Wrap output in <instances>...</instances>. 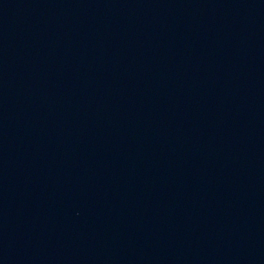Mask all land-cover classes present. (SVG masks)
<instances>
[{"label": "water", "instance_id": "water-1", "mask_svg": "<svg viewBox=\"0 0 264 264\" xmlns=\"http://www.w3.org/2000/svg\"><path fill=\"white\" fill-rule=\"evenodd\" d=\"M0 264H264V0H0Z\"/></svg>", "mask_w": 264, "mask_h": 264}]
</instances>
